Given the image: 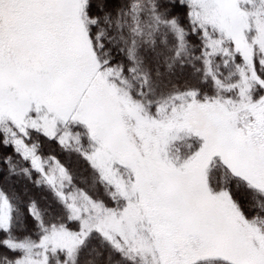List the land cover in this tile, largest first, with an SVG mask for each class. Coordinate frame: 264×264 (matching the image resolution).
<instances>
[{
	"label": "snow or ice",
	"instance_id": "6c2138e0",
	"mask_svg": "<svg viewBox=\"0 0 264 264\" xmlns=\"http://www.w3.org/2000/svg\"><path fill=\"white\" fill-rule=\"evenodd\" d=\"M0 264H264V0H0Z\"/></svg>",
	"mask_w": 264,
	"mask_h": 264
}]
</instances>
